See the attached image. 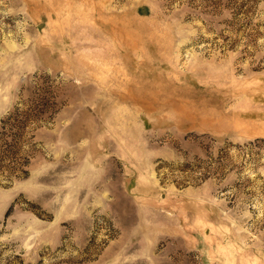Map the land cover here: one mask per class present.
<instances>
[{"label": "rangeland", "instance_id": "1", "mask_svg": "<svg viewBox=\"0 0 264 264\" xmlns=\"http://www.w3.org/2000/svg\"><path fill=\"white\" fill-rule=\"evenodd\" d=\"M0 264H264V0H0Z\"/></svg>", "mask_w": 264, "mask_h": 264}]
</instances>
